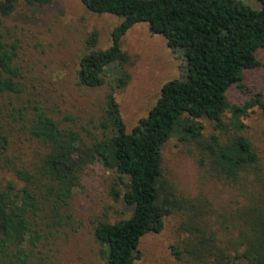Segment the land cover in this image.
Segmentation results:
<instances>
[{
	"label": "trees",
	"instance_id": "1",
	"mask_svg": "<svg viewBox=\"0 0 264 264\" xmlns=\"http://www.w3.org/2000/svg\"><path fill=\"white\" fill-rule=\"evenodd\" d=\"M8 1L6 8L0 0V14H9L19 0ZM24 1L45 5L52 0ZM80 1L92 12L122 18L110 46L97 48L94 31L80 59L79 82L87 87L104 85L107 69L118 68L97 126L100 137L85 139L38 102L15 104L5 97L20 95L26 87L18 46L0 35V264L36 263L44 228L52 231L69 218L64 212L74 189L96 161L115 176L112 197L133 208L127 218L95 224L93 234L106 264H136L143 237L161 232L172 215L181 218L182 239L171 247L180 262L264 264V157L245 134L243 120L263 104L260 98L231 103L227 96L230 87L243 86L247 71L260 66L264 0ZM142 22L165 37L171 49L183 52L186 74L166 82L147 116L128 131L114 91L130 78L122 38ZM16 135L31 145L29 161L19 162L12 153ZM170 138L188 146L208 178L237 192L235 208L219 210L205 196L179 194L163 169V148Z\"/></svg>",
	"mask_w": 264,
	"mask_h": 264
},
{
	"label": "rangeland",
	"instance_id": "2",
	"mask_svg": "<svg viewBox=\"0 0 264 264\" xmlns=\"http://www.w3.org/2000/svg\"><path fill=\"white\" fill-rule=\"evenodd\" d=\"M2 1L7 8L9 1ZM121 22L119 16L90 11L80 0H52L45 5L19 0L9 14H0V35L18 46V64L26 89L20 95L5 97L15 104L38 102L63 126L78 129L87 140L93 134L102 136L97 126L118 68L110 66L107 82L95 88L80 84L78 71L81 57L89 51L88 37L96 31L97 48H106ZM122 47L130 57L125 66L130 78L125 87L114 92L125 125L131 131L156 103L162 86L185 77L186 59L181 50L168 46L165 37L151 33L147 22L132 26L122 38ZM258 58L260 66L247 71L243 86L230 87L227 96L237 104L260 98L263 105L252 107L243 120L245 134L264 157V48ZM68 116L71 119H66ZM203 124L205 131L210 132V123L203 120ZM11 151L19 162L29 161L33 154L29 142H22L17 135ZM163 169L180 195L205 196L219 210L235 208L237 192L222 181L208 178L188 146L176 138L164 145ZM5 176L14 178L12 174ZM114 178L100 161L85 168L64 212L69 218L52 231L44 228L45 237L40 241L35 264H106L93 234L96 222L119 221L133 212L122 199L112 197ZM180 222V216H169L161 232L144 236L142 255L136 264H187L177 260L171 248L182 239Z\"/></svg>",
	"mask_w": 264,
	"mask_h": 264
}]
</instances>
